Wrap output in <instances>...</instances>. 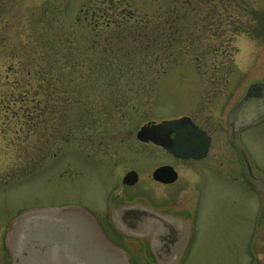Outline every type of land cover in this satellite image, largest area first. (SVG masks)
Listing matches in <instances>:
<instances>
[{
  "label": "rangeland",
  "instance_id": "obj_1",
  "mask_svg": "<svg viewBox=\"0 0 264 264\" xmlns=\"http://www.w3.org/2000/svg\"><path fill=\"white\" fill-rule=\"evenodd\" d=\"M171 11L180 37L170 38L169 27L142 51V26L157 27ZM127 50L134 55L122 57ZM252 82H264V0H0V264L11 263L3 238L21 212L102 207L130 169L142 180L129 193L139 192L163 160L137 143L140 125L182 114L207 129L224 125ZM237 138L264 179V120ZM228 152L220 151L221 164L193 168L181 264H254L261 201ZM119 246L136 263L154 264L141 243Z\"/></svg>",
  "mask_w": 264,
  "mask_h": 264
},
{
  "label": "water",
  "instance_id": "obj_2",
  "mask_svg": "<svg viewBox=\"0 0 264 264\" xmlns=\"http://www.w3.org/2000/svg\"><path fill=\"white\" fill-rule=\"evenodd\" d=\"M263 118L264 82H255L247 87L228 114L227 124L233 141L236 143L238 131L257 124ZM173 131L176 138L167 141L166 137ZM136 136L139 141L159 140L170 153L181 158L199 159L208 145V138L187 118L143 126ZM239 149L250 173L246 156ZM163 170H156L154 179L172 182L175 175L166 178ZM126 181L133 184L135 174L128 173ZM112 220L121 233L148 239L150 250L159 262L166 261L169 253L162 250L170 248L173 252L177 247L181 250L187 238L185 223L159 215L141 204L115 208ZM263 227L264 224L256 237L258 249H264V244L258 243ZM80 238L81 241L74 242ZM5 247L11 258L10 264H128L125 255L104 239L93 220L73 206L22 213L10 225Z\"/></svg>",
  "mask_w": 264,
  "mask_h": 264
},
{
  "label": "flooded vegetation",
  "instance_id": "obj_3",
  "mask_svg": "<svg viewBox=\"0 0 264 264\" xmlns=\"http://www.w3.org/2000/svg\"><path fill=\"white\" fill-rule=\"evenodd\" d=\"M208 78L211 76H207ZM220 78V76H217ZM211 78H214L211 77ZM214 81V79H212ZM190 120L197 125L199 128L205 131L206 135L209 137V145L207 148V153L205 156L200 160H192V159H181L176 158L169 152L165 150L164 147H162L159 142L156 143H144L142 145H152L155 147V156H163V160L158 163L154 164L151 168L152 170L148 174V176L142 181L143 185H141V188L139 192H136L135 194L131 195L129 193V189L134 188L137 184H139L142 180L140 177V173L137 171V182L133 186H127V185H116L115 187H112L106 197V205H103L102 207L98 208H92L89 211L94 216L97 224L100 226L103 234L105 237L112 241L113 243H117V240L126 239L117 234L112 228H111V220L109 218V207L111 206V209L113 207H117L124 204H129L136 202L138 199L146 201L149 205H151L153 208L164 211L170 214H190L191 218L189 219L191 222V228L193 224L192 219V208L190 201L192 200V197L190 196L189 192V184L190 179L192 176H195V170L200 171V169L209 168L214 165L221 164L223 162L224 156L220 154V151L227 150L229 151L228 158L232 156V152L234 149L228 144L227 139L225 137V142H219L218 135H225V130L223 127V122L221 121H215V124L213 125V129L210 128H204L201 127L195 120V118L191 115L188 116ZM175 132H172L167 137V140L171 141L175 139ZM224 137V136H223ZM227 159V161H229ZM209 163L205 165L202 163ZM203 165V167H202ZM167 166L170 167L171 170L175 173V180L170 184H164L160 182H156L151 177V172H153L154 169ZM141 167V166H140ZM198 167V168H197ZM142 168V167H141ZM150 168V169H151ZM195 170H194V169ZM170 171V172H172ZM211 173L214 176H217L219 172L217 171H211ZM147 180H151V182L156 186L154 189H152L149 185L146 184ZM121 182V180H120ZM203 184V182H202ZM176 185V186H175ZM161 190H166L167 192H162L160 194ZM184 218V217H183ZM188 219V218H184ZM145 253H148L146 248H143ZM168 252H171L169 249ZM149 254V253H148ZM137 259V257L135 256ZM130 260L132 261L131 264H142V263H136L133 256H130Z\"/></svg>",
  "mask_w": 264,
  "mask_h": 264
},
{
  "label": "trees",
  "instance_id": "obj_4",
  "mask_svg": "<svg viewBox=\"0 0 264 264\" xmlns=\"http://www.w3.org/2000/svg\"><path fill=\"white\" fill-rule=\"evenodd\" d=\"M179 18L180 17H175L174 18V21H169V22H166V23H164L162 26L161 25H158L157 27H154V25L153 24H151L150 25V21L151 20H148V22H146L143 26H142V28H141V32H140V34L142 35V37H139L138 39H139V41H144V42H147L146 44H143V46H142V51H145V50H148V47L150 46V45H154V48H156L155 46L157 45V44H159L158 43V41L160 40L159 38H156L155 37V34L156 33H159V34H162V30H164V29H169V27H175V31H171V33H167V35H169L170 36V38H172L174 35H177V38H179L180 37V35H181V33H180V31H179V28H177V26L179 25ZM153 35H154V37H153ZM105 42H107L106 40H104V44H105ZM130 42H132V43H135V41L133 40V39H131L130 40ZM149 42V43H148ZM109 45V44H108ZM112 48V47H111ZM114 51L112 50V51H110V52H102L101 53V55L102 56H104V57H110V56H112L114 53H113ZM132 55H134V53H132L130 50L128 51H126L124 54H123V56L122 57H124V58H129L130 56H132Z\"/></svg>",
  "mask_w": 264,
  "mask_h": 264
},
{
  "label": "bare ground",
  "instance_id": "obj_5",
  "mask_svg": "<svg viewBox=\"0 0 264 264\" xmlns=\"http://www.w3.org/2000/svg\"><path fill=\"white\" fill-rule=\"evenodd\" d=\"M69 206H73V207H76V205H73V204H61V205H57V206H47V207H37V208H31V209H28V211H31V210H38V209H58V208H61V207H69ZM82 238L78 239V240H74V242H79L81 241Z\"/></svg>",
  "mask_w": 264,
  "mask_h": 264
}]
</instances>
